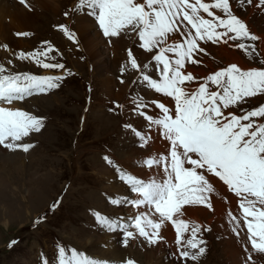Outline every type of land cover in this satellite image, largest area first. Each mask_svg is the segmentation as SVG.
I'll return each mask as SVG.
<instances>
[{
    "label": "snow or ice",
    "instance_id": "1",
    "mask_svg": "<svg viewBox=\"0 0 264 264\" xmlns=\"http://www.w3.org/2000/svg\"><path fill=\"white\" fill-rule=\"evenodd\" d=\"M18 2L32 10L30 0ZM234 3L241 10L255 7L264 11V0H234ZM70 11L92 17L107 45L113 46L116 40L131 37L135 47L151 54L141 66L133 49H126L127 62L121 66V75L130 65L131 69L141 72L140 83L170 98L172 105L160 99L145 102L142 98H133V112L146 125L141 129L131 124L124 127L138 139L140 147H147L153 139L151 133L155 132L167 142L168 148L166 153L137 161L140 168L155 169L147 179L104 156L106 164L128 189L119 196H108V202L112 206L135 209V214L110 217L93 211L97 226L122 233L123 245L129 247V241L137 239L153 246L167 243L161 230L171 225L175 231V252L169 254L171 264H198L207 252L203 233L212 229L183 217L186 206L214 210L213 197L220 194L211 178H217L237 198L238 214L228 209L227 223L238 240L246 228V241L242 243L244 264H257L253 254L264 255V122H260L264 119V104L251 110L242 106L249 98L264 96V67L242 69L230 64L197 78L186 71V65L202 64L198 57L208 55L203 45H227L230 41L238 42L230 46L239 49L250 61L264 65V55L256 44L262 38L252 33L246 22L235 14L233 0H77ZM64 15L67 18L70 12ZM56 27L79 50L77 34L64 24ZM15 35L29 37L31 33ZM2 47L8 50L7 44ZM56 52L45 41L39 49L19 52L16 59L31 60L45 70L66 71L63 63L45 62L54 61L56 56L49 53ZM7 63L11 65L12 60ZM153 71L158 78L147 74ZM64 78V75L14 73L0 63V147L25 153L34 147L24 141L42 130L44 118L15 105L33 95L57 89ZM193 83L198 86L189 87ZM150 105L158 112L153 110L151 115L145 112ZM233 108L242 114H236ZM224 203H228L227 197ZM56 206L53 204L52 209ZM42 220L43 217L38 218L35 223ZM15 243L11 241L9 247ZM41 257V264H49L47 257L43 254ZM55 264L108 262L58 245ZM120 264H137V261L126 257Z\"/></svg>",
    "mask_w": 264,
    "mask_h": 264
},
{
    "label": "rangeland",
    "instance_id": "2",
    "mask_svg": "<svg viewBox=\"0 0 264 264\" xmlns=\"http://www.w3.org/2000/svg\"><path fill=\"white\" fill-rule=\"evenodd\" d=\"M47 1H49L50 6L52 3L56 5L57 10L54 11L55 7L51 6L48 11L41 10L37 12L38 18H36L35 30L27 31L31 33L29 37H17L15 33L4 36L0 35V63L4 64L14 73L27 72L36 75H54V69L45 70L37 67L31 60L19 61L16 59V54L19 52L28 53L34 51L41 48L43 42L47 41L58 52L49 53L50 56L55 55L56 59L45 62L63 63L64 65L67 63L70 67L72 65L75 73L80 75V77L73 75V78L68 79L62 90L58 93H54L56 92V89H54L47 94L33 95L20 104L22 110L37 117L50 119V129L41 137H34L33 140L30 137L25 139L29 143H37V153L35 154L30 151L31 153L29 152L27 155H21L23 159L20 160L23 161H17L14 166L20 174H23L19 178L20 183L17 182V173L10 169V163L4 164L8 172L7 174H10V178L15 181V184H11L9 181L8 185L3 179V184L0 183L4 185L0 187V264H40L41 254L53 263L56 259L58 245H62L65 248H69V246L75 248L90 258L113 261V259H117L113 251L105 252L106 254L101 253L102 250L108 251V246L99 245L102 250L99 249L95 253H93V249L86 248L94 247L95 242H88L93 238L95 239L96 236H100L93 235L96 233L94 232L95 230L90 228L92 230L91 234L81 231L87 215L93 210L107 214L110 217L120 214L118 209L111 206L107 201V196H111L115 192L113 193L112 184L109 181L111 170L104 168L101 158L104 153H108L113 157H115L113 154H118L123 159L127 158L126 160L135 159L133 163L137 166V159L149 150L138 149L128 144L123 147L124 151L120 154L121 144L118 141V136L120 135V138H123L120 128L125 110L116 109L120 117L108 113V108L115 109L114 102L102 95V89L98 84L99 74H94L93 72L95 67L105 75L111 73L113 70V64L109 61L105 51L106 43L105 47L101 45L98 47L100 49L98 51L99 55L97 54L96 57H92L94 58L93 61L91 59L86 60L85 64L78 60L79 55H76V60L74 54L60 50L61 48L68 50L70 44L63 43V39H68L63 37V33L57 29L56 26L58 24L68 26L71 31L77 34L78 38L81 35L79 34L80 30H77L76 26L79 14L70 11L74 8L77 0ZM206 2H211V0H206ZM233 5L236 6V4ZM65 12H70L67 18L64 15ZM239 12H235V14L246 22L252 33L262 38L256 44L258 49L262 50L261 54L264 55V11L258 10L256 12L253 7H249L248 12L241 9H239ZM54 13L56 15L52 16ZM217 14L222 15L218 11ZM81 19H83L82 15L78 22L82 23ZM130 41H132L131 37L128 43ZM234 43L238 42L230 41L227 45H215L211 43L203 45L208 55L201 54L198 58L202 60V64L186 65V67L188 66L186 71L191 73L196 72L193 74L197 78H202L230 64H236L242 69L264 67V65H260L258 62L250 61L243 52L230 46ZM4 44L8 45V50L3 49L2 46ZM214 47L224 48L230 53H235L242 61L244 67L238 63H227V58L224 56L223 58L220 57L214 50ZM80 49L82 50V48ZM112 55L113 53H111ZM67 56L70 57L69 62L72 59L71 65L66 58ZM119 56H121L122 61L126 59L124 51ZM9 59L12 60L11 65L7 63ZM138 60L141 65L144 64V60L140 58ZM90 61L91 63L89 64ZM103 66H105L104 70H102ZM94 71L98 72L97 70ZM198 71L205 72V76L199 75ZM135 76V72L132 71L123 76V80L126 81L124 84L127 86L126 97H128V100L137 97L147 96L148 98H154L155 96H159L158 94H151L149 90L147 91L141 85L136 84V82L134 83L136 80ZM103 77L105 82L111 79L109 75ZM115 79L119 83L118 78ZM197 86L195 83L189 85L191 88ZM115 92L117 93L118 89ZM40 97L45 98L35 100ZM117 97H122V93L116 94ZM35 104L38 106H35ZM260 104H264V96L249 98L248 102L242 107L251 110ZM75 109H78V112L74 113ZM231 110L238 115L242 114L235 108ZM100 111L104 117L99 114L97 118L94 113H99ZM112 116H114L113 120L106 119ZM79 118H81V122L86 121V119L88 120L86 121L85 130L80 133L78 132ZM260 122H264V119ZM157 144L155 142V146ZM128 149L131 150L130 154L128 153ZM131 155L133 158L130 157ZM23 162L26 165L33 164L31 173L20 169L23 166ZM42 167L43 169L40 170ZM35 169L39 172L35 171ZM17 184H20V188L14 191L16 195L13 197L11 191ZM222 185L221 188H226V186L223 185V187ZM99 191H102L104 194L103 201L101 202V205L105 206L104 210L93 206V203H96ZM119 192H123V190L120 188ZM224 192L232 198L233 203L232 205L229 204V201L227 204L224 203L225 196H222L221 199H223L220 202L218 201L219 205H216L217 208L213 204L215 210H218V208L222 209L221 205H224L222 211H217V215L214 214L213 210L210 211L208 208L186 210V214L193 218L185 216V220L204 227H211L212 229L211 232L203 233L207 241V252L199 260L198 264H244L245 254L242 243L246 241V228L243 229L241 240H238L237 236L232 233L227 223V211L228 209H232L234 214H238L237 199L232 196V193L227 191V188ZM53 204L60 205V209L55 208L53 210ZM187 208L191 207L186 206ZM121 210L122 214H127L126 207H122ZM53 211L54 213L51 216ZM85 214H87L86 217ZM41 217H43L42 222L35 223ZM88 217L90 218L89 215ZM212 219L213 222L209 223ZM90 220L86 221L87 224L92 223V220ZM4 222L8 223L7 227H3ZM241 225H243L242 221ZM168 234L174 236V231L172 234L170 232ZM174 239H166L167 243L158 244L155 248L156 250L145 247L146 249L137 252L134 246L131 245L132 252H125L124 255H119V260H123L127 256H134L141 261L139 262L135 259L137 264H171L170 262H166V259H170L169 254L175 252ZM11 241H17V243L9 247ZM71 241L78 246L72 244ZM33 243H36V245L34 246ZM161 245L167 250V253L163 255L164 261L157 257V252H159ZM248 247L250 249V245ZM122 248H124V245H122ZM253 256L257 264H264V255L253 254Z\"/></svg>",
    "mask_w": 264,
    "mask_h": 264
},
{
    "label": "bare ground",
    "instance_id": "3",
    "mask_svg": "<svg viewBox=\"0 0 264 264\" xmlns=\"http://www.w3.org/2000/svg\"><path fill=\"white\" fill-rule=\"evenodd\" d=\"M30 3H31V6H32V10L31 11H29L28 9H26L22 5H20L19 2H18V0H0V35L1 36L10 35L11 33L14 34V33H17V32H25V31L27 32V31H30V30L33 31V30H35L34 28H35V25H36L35 24L36 18H38V15H36L37 12H39L41 10L48 11L51 6H54L55 7V10L54 11L57 10L56 5H53V3H52V5L50 6L49 1H47V0H30ZM233 4H235V3L233 2ZM233 7H234V11H237L238 10L237 13H240L239 12V7H236L234 5H233ZM248 8L246 10H243V11L248 12ZM253 8H254V11H256V12L259 10V9H256L255 7H253ZM57 12H59V11H57ZM256 12H254V13H256ZM55 15H56V13H54V15H52V16H55ZM82 16H83V19H81L82 20V23L78 22L79 19L81 18V15L78 16L77 23H76L77 30L79 29L80 30L79 31L80 33L79 34H81L79 36V38H78L79 41H80L79 46L81 45L82 49L85 51L84 54L87 55L88 59L89 60L91 59V61H93L94 58H92V57H96L97 54H98V51L100 50V49H98V47L100 45L102 47H105V40L103 38H101V33H100L99 30L96 29L95 22L90 17H88V16H84V15H82ZM128 40H129V37H125L123 39L116 40L111 49L106 44V48H105L106 54L108 55L109 61L113 64L112 65L113 70H112L111 73L105 75V74H102L96 67H95V69H93L94 74L95 73L99 74V82H98V84L100 85V88L102 89V93H103L102 95L105 96L107 99L112 100V101H115V100L116 101L119 100L121 102H127L128 101V97H126V91H127L126 84L121 85L115 79V78H118L119 77V75H117L116 72H118L119 67H120L119 64L122 61V58H121V56H119V54L120 53L122 54V51H124V53H125V51H126L127 48H131L132 47L131 43L130 44L128 43ZM4 42H5V40H4ZM63 43L68 44L69 42L63 40ZM133 50L135 52H137V54L139 53V57L141 59H143V60H148L150 58L149 56L142 54L143 52H141L137 47H134ZM214 50L219 54L220 57H222V58H223V56L226 57L227 58V63H238L239 65L243 66L242 65V61L238 58V56L235 53H232V52L230 53L227 50H225L224 48L214 47ZM111 53L114 54V57L111 56ZM91 61L89 62V64L91 63ZM104 69H105V66L102 67V70H104ZM94 70H97L98 72H95ZM194 71H196V70H194ZM193 73L195 74L196 72H193ZM198 73H199V75L205 76V72H202V71L199 72L198 71ZM108 75L110 76L111 79H109L108 81L105 82L103 76H108ZM124 82H126V81H124ZM116 89H118V92L117 93L115 92ZM118 93H122V97H117L116 98V94H118ZM151 94L157 95L154 92H152ZM56 95H55V97H56ZM158 95H159V99L160 100L162 99V101H166V102L167 101H170V98H164V97L160 96V94H158ZM49 96H47V97H49ZM43 98H45V97L36 98L35 100L37 101V100L43 99ZM15 106L18 107L19 106V102H17ZM35 106H38V105L35 104ZM153 110H155V109L153 107H151L147 111V113L151 115V114H153ZM73 112L74 113L78 112V109H75ZM101 113L102 112L100 111L99 113H94V114H96V117H97V115H99V114L102 115ZM90 115L92 116L91 112H90ZM39 116H44V115H39ZM106 119L113 120L114 119V116H112L110 118H106ZM48 121L50 122V119H48ZM86 121H88V120L86 119ZM140 124L143 125V123H140ZM85 125H84V130H85ZM82 127H83V125H81L80 120H79V125H78V130H79L78 132L79 133L81 132ZM43 128H45V129L39 135L36 136L35 133H33V134L30 135V138H32V140H33L34 137L36 138V137L43 136L44 134H46L48 132V129H50V125L49 126H45V124H44ZM151 135L153 136V138H155V141H153L152 143L148 144L147 147H144L143 148V149H148L149 151L146 154H144L143 156L139 157L137 160H139V159H141L143 157L152 156L154 154L166 153L167 148H168L167 142L164 141V140H162V139H160L158 137L157 133H155V132L151 133ZM122 136H123V134H122ZM118 141L121 144L120 154H121L122 151H124L123 147H125L126 145L131 144L132 146L136 147L135 145L138 142V140L136 138H133L129 134H127V136L125 138H122V139L120 138V135H119L118 136ZM155 142L158 143L157 146H155ZM130 151L131 150L128 149V153L129 154H130ZM32 152L36 154L37 153L36 148L33 149ZM13 153H14V151H9L7 149H4L3 147H0V181H1L0 183L1 184H3L2 179L8 185H9L10 182H11V184H15V181L10 178V174H7L8 173L7 172V169H6V167H4V164H6V163H10V169L14 170L17 173V182L20 183V179L19 178L23 174H20V172H18V170H16V168L14 166L16 165L17 161H23V160H20V159H23V157H21V155H23V154H18V153H14L13 154ZM113 155L118 160V163L117 164L123 166L125 169H128L130 171L132 170L134 172H138L137 174H139L141 177H143L145 179H147L148 176L151 175L152 172L155 171V169L149 171L147 169H144V168H140L138 166H135V164L133 163L135 159H133V160H126L127 158L126 159H123L118 154L117 155L116 154H113ZM130 157L133 158L132 155ZM32 166H33L32 163L29 164V165H26L25 162H23V166H21L20 169L21 170H23V169L24 170H27V172L31 173L32 172L31 171ZM104 168L107 169L105 166H104ZM42 169H43V167L40 168V170H42ZM35 171H38V170L35 169ZM113 173H115V170L114 169H113V172L112 171L110 172L109 179L110 178H114V174ZM5 179H7L8 181L5 180ZM211 182L215 185L217 191L220 194L219 197H213L212 203L215 205V207H216L217 204L219 205V202L220 201H222V199H223V198L221 199L222 196L227 197L228 198V201H229V204L232 205V203H233L232 198L229 197V196H227L226 195V192H224L226 189L225 188L224 189L221 188V184L216 179H214V178H211ZM1 184H0V187L4 186V185H1ZM111 187H112L113 193L114 192L115 193H118L119 190H120V188L122 190L124 189L123 186L119 185L117 182L112 183ZM19 188H20V184H17L16 187H13V190L11 191V195L13 197L16 195V193L14 191L18 190ZM222 192H224V193H222ZM103 195L104 194L102 193V191H99V193H97V196L98 197L96 198V203H93L94 204L93 206H95L96 208H99V209H103L104 210V207L105 206L101 205V202L103 201ZM214 198L216 200V203H215ZM221 208L222 209L224 208V205L223 204L221 205ZM189 209H192V208H187L186 210H189ZM222 209H219L218 208L219 211L220 210L222 211ZM218 210H215V209L213 210L215 215L218 214L217 213ZM118 211H119L120 214L123 213L121 209L118 210ZM126 212H127V216L133 215L134 212H135V209H131V208H128L127 207L126 208ZM193 212H195V211H193ZM201 213L203 214L202 211H201ZM192 214H197V213H192ZM86 215L87 214H85V217H86ZM219 215L222 217L221 214H219ZM185 216L191 217V216H189L187 214H185ZM185 216L183 218H186ZM191 218H193V217H191ZM88 219L90 220V218L87 215L86 221H88ZM223 219H225V218H223ZM86 221L84 222L83 227L81 228V231H83L86 234L87 233H90L91 234V231H92L90 229L91 228V225L90 224H87ZM212 222H213V219L211 221H209V223H212ZM7 226H8V223L7 222H4L3 227H7ZM98 228H99L100 232L99 233L96 232L93 235H100V236L99 237L96 236L95 239L93 238V239H91L88 242V243L95 242L94 245H93L94 247H86V248L93 249V253H95V251H97L99 249L102 250L99 245H101V246H108L107 247L108 248V251H103L102 250L101 253L113 251L115 257H117V259L110 258V259H113V263L116 262V263L120 264V262L122 260H119V257H120L119 255H122V254L124 255L125 252L131 253L132 250H133L132 247H131V245L134 246V248L136 249L137 252H140L143 249H146L145 247L156 250L155 248H156L157 245H155V246L149 245L145 241H143V239L130 240L129 241V245L130 246L129 247H125L124 246V248H122V245H123V234H121L120 232H115V233L111 234L109 231L105 232L106 230H104L103 228H101L99 226H98ZM161 231H162V235L165 237V239H167V240H173L174 239V237H175V231H174V229L170 225L164 227ZM167 231H168V233L170 232L171 234L174 231V236H170L167 233ZM101 234H104V235L101 236ZM88 236H87V238H88ZM71 243L74 244V245H76L72 241H71ZM33 245L35 246L36 243H33ZM76 246H78V245H76ZM162 248H164L163 245H161V247L159 249V252H157V257H158V259H161V260L164 261L163 255L165 253H167V250L165 248L164 249H162ZM127 250H129V251H127ZM127 258L137 259L134 256H127ZM124 259L125 258H123V260ZM166 260H167L166 262H170L171 263V261H169L170 259H166ZM138 261L141 262L140 260H138Z\"/></svg>",
    "mask_w": 264,
    "mask_h": 264
}]
</instances>
